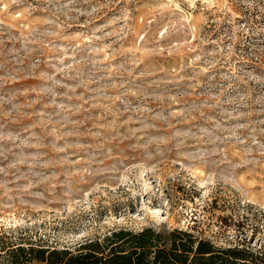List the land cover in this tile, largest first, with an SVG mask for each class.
<instances>
[{"label":"rangeland","instance_id":"374dc122","mask_svg":"<svg viewBox=\"0 0 264 264\" xmlns=\"http://www.w3.org/2000/svg\"><path fill=\"white\" fill-rule=\"evenodd\" d=\"M145 227L264 249V0H0V235Z\"/></svg>","mask_w":264,"mask_h":264},{"label":"trees","instance_id":"16d2710c","mask_svg":"<svg viewBox=\"0 0 264 264\" xmlns=\"http://www.w3.org/2000/svg\"><path fill=\"white\" fill-rule=\"evenodd\" d=\"M0 264H264V249L245 240L218 246L183 229L118 228L76 249L16 243L0 235Z\"/></svg>","mask_w":264,"mask_h":264}]
</instances>
